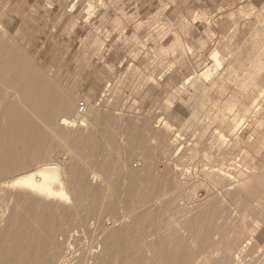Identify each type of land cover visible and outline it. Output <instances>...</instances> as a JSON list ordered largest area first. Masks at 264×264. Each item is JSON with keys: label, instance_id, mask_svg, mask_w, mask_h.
I'll list each match as a JSON object with an SVG mask.
<instances>
[{"label": "rangeland", "instance_id": "374dc122", "mask_svg": "<svg viewBox=\"0 0 264 264\" xmlns=\"http://www.w3.org/2000/svg\"><path fill=\"white\" fill-rule=\"evenodd\" d=\"M263 6L264 0H0V27L11 46L70 93L74 116L83 100L87 111L122 116L132 125L143 119L151 127L156 120L166 122V134L172 138L176 132L180 150L173 152V145L165 153L153 141L146 154L136 156L145 165L137 173L140 197L163 200L176 192L179 199L165 212L173 228L176 219L196 211L194 193L200 202L218 196L226 215L231 209L218 220L224 235L240 237L241 254L250 247L247 263L264 264ZM213 50L217 64L210 58ZM205 68L208 76L200 72ZM189 76L192 81L182 85ZM110 124L97 121L107 136L89 139L97 144L87 160L96 168L102 156H113L110 138L119 143L127 133H116ZM66 157L60 153L57 160ZM119 163L107 161L106 166ZM158 166L180 178L179 190L175 185L170 195H161L166 186L156 179ZM214 169L227 171L234 185L226 188L225 178L219 179L221 187L212 183L208 171ZM245 188H253L254 197Z\"/></svg>", "mask_w": 264, "mask_h": 264}, {"label": "bare ground", "instance_id": "6f19581e", "mask_svg": "<svg viewBox=\"0 0 264 264\" xmlns=\"http://www.w3.org/2000/svg\"><path fill=\"white\" fill-rule=\"evenodd\" d=\"M0 32V264H251L245 260L250 247L241 254L237 249L240 237L229 240L221 230L218 220L231 209L225 210L226 215L218 196L210 195L206 202H200L194 193L192 209L196 211L184 215L182 221L176 219V227H170V215L165 212L179 199L173 191L180 178L177 180L172 171L169 175V165L168 170L158 166L155 174L166 186L161 195H174L169 194L165 201L162 196L140 197L137 173L145 165L136 156L147 153L148 142L154 141L165 153L173 145V152H177L180 145L176 132L172 138L166 134L170 131L166 122L159 119L151 127L149 120L143 119L136 126L122 116L114 119L109 112L89 110L83 116L78 108L74 116L70 93L11 46L2 27ZM210 55L217 64V51ZM209 70L200 72L208 76ZM192 79L185 78L182 85ZM100 120L111 122L116 133H127L119 143L110 138L113 156H102L96 168L87 158L95 154L97 144L89 139L97 134L101 140L107 136L96 125ZM60 153L66 154L65 162L57 160ZM116 159L120 160L118 165L106 166L107 161ZM208 173L213 174L212 183L220 187L219 179L227 180L226 188L235 180L220 169ZM167 174L169 177L163 178ZM246 190L249 198L256 194L253 188ZM230 192L227 189L228 196ZM81 242L84 246L79 250Z\"/></svg>", "mask_w": 264, "mask_h": 264}, {"label": "built area", "instance_id": "2783aa9c", "mask_svg": "<svg viewBox=\"0 0 264 264\" xmlns=\"http://www.w3.org/2000/svg\"><path fill=\"white\" fill-rule=\"evenodd\" d=\"M77 108H78V113L79 114H83L87 111V108H88V105L85 101L81 100L78 105H77Z\"/></svg>", "mask_w": 264, "mask_h": 264}]
</instances>
